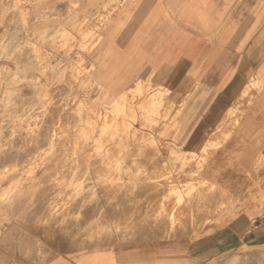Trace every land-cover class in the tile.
Instances as JSON below:
<instances>
[{
	"label": "rangeland",
	"instance_id": "obj_1",
	"mask_svg": "<svg viewBox=\"0 0 264 264\" xmlns=\"http://www.w3.org/2000/svg\"><path fill=\"white\" fill-rule=\"evenodd\" d=\"M46 2L0 0L1 253L32 218L34 231L70 226L81 245L125 251L209 234L189 228L228 203L207 165L241 141V104L204 136L203 126L184 135L173 77L144 76L107 104L92 54L99 28L52 23Z\"/></svg>",
	"mask_w": 264,
	"mask_h": 264
},
{
	"label": "crops",
	"instance_id": "obj_2",
	"mask_svg": "<svg viewBox=\"0 0 264 264\" xmlns=\"http://www.w3.org/2000/svg\"><path fill=\"white\" fill-rule=\"evenodd\" d=\"M43 5L56 9L52 23L99 28L92 54L107 104L114 106L144 76L173 77L180 101L184 98V135L200 126L203 136L211 134L219 114L240 103L242 125L233 134L242 137L207 165L213 181L226 184L228 199L209 224L189 228L209 234L177 246L125 251L81 245L70 226L34 231L32 218L2 243L0 264H264V0H49ZM184 150L180 146V157ZM202 150L205 145L195 141L192 153ZM175 166H183L182 158Z\"/></svg>",
	"mask_w": 264,
	"mask_h": 264
}]
</instances>
